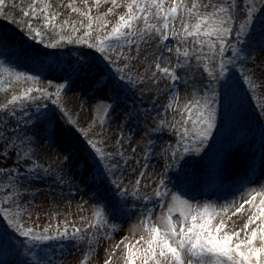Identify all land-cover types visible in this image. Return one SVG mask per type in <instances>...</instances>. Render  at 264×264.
Returning a JSON list of instances; mask_svg holds the SVG:
<instances>
[{
  "label": "rangeland",
  "instance_id": "374dc122",
  "mask_svg": "<svg viewBox=\"0 0 264 264\" xmlns=\"http://www.w3.org/2000/svg\"><path fill=\"white\" fill-rule=\"evenodd\" d=\"M240 1L237 0L239 11L233 25L234 36L230 37L236 50L230 47L232 54L228 57L225 53L224 58L231 62L225 65L223 77L218 75V58L212 59L209 67L217 73L215 80L204 71L207 63L204 57L212 53L207 45L203 52L193 51L200 46L193 44L192 38L162 41L153 34L147 43H140L138 55L135 45L130 50L124 48L125 55L136 57L124 60L122 56L117 59L115 52L101 54L85 46L60 51V55L41 54L27 40L0 30V69L9 70L0 71L6 100L13 93L23 92L24 87L40 88L48 93L25 116L27 130L23 146L30 153L31 163L23 171L8 174L10 183L6 185H11L13 193H19L14 199L27 209L20 222L36 232H42L44 227H50L51 231L57 226L63 230L65 222L69 232L73 228L87 230L82 243L70 240L37 243L21 236L4 215L7 232L10 227L13 230H10L12 235H6L0 228V264H82L89 252L88 239L93 237L95 253L87 264H104L107 253L122 238L128 237L125 243H134L139 238V233L133 236L132 230L150 210L153 220L166 213L173 193L182 195L193 205L211 203L219 208L234 198L239 199L242 191L264 185V0H252L255 11L246 30L237 36L239 22L245 19ZM186 2L190 6L192 0ZM242 2L246 8L248 0ZM50 3L63 14L60 20L69 18L70 24L88 23L85 17L71 11L70 0H50ZM118 3L121 6L106 17L110 21L107 30L126 12L124 0ZM74 6L83 11L90 8L93 17L113 7L103 0L98 7L94 0H88L87 5L83 0H75ZM170 6L172 0H167L165 7ZM150 23L161 25L163 21L153 17ZM138 27H143V21ZM173 30L182 32L180 16ZM165 45L172 51H167ZM177 48L181 54L176 52ZM185 49L190 50L187 62L182 55ZM103 55L116 62L110 63ZM157 62L162 68L175 70L179 78L173 82L159 72L155 68ZM80 64H86L89 70L76 71ZM178 64L182 67H177ZM117 68L124 71L117 72ZM198 70L203 72L199 79ZM16 72L39 80L24 84L23 79L17 81L12 75ZM245 74L251 75L260 87L252 90L245 82ZM101 78L102 86L97 84ZM59 84L66 87L59 103L54 104ZM205 95H214L216 128L199 153L184 152V145H191L192 141V137L181 135L187 115L184 106L195 99L203 102ZM187 126L191 128V122ZM81 130L88 133L87 138ZM87 139L102 141L98 146L113 153L119 141L120 150L129 158L128 164L116 157L111 163H119L120 167L114 174L109 172L105 167L109 162L94 155ZM138 178L141 184L133 196ZM161 180L169 193L163 201L155 196ZM6 194L7 189L0 192L3 200L0 206L9 208L14 215L16 206L4 201ZM99 210L103 211L107 224L89 228L90 223L96 222L95 213ZM227 222L234 229L230 220ZM123 249L121 244L115 250L112 264H122Z\"/></svg>",
  "mask_w": 264,
  "mask_h": 264
},
{
  "label": "snow or ice",
  "instance_id": "6c2138e0",
  "mask_svg": "<svg viewBox=\"0 0 264 264\" xmlns=\"http://www.w3.org/2000/svg\"><path fill=\"white\" fill-rule=\"evenodd\" d=\"M110 2L113 7L107 9L105 13L93 17L91 9L83 11L75 7V0H70L69 8L72 12L78 13L85 17L88 23L85 25L83 21L69 23V18L60 20L63 15L52 8L50 0H30L27 7L20 8V14L24 18V30L40 43H45L48 39L46 47L56 48L61 42L67 44H77L95 49L101 54L106 52H115L117 59L121 56L124 60L135 59V56L124 54V48L131 49L132 45L136 46V53L139 54L140 43H147L148 38L153 34H157L162 41H168L170 38L180 37L182 41L192 38L193 44H198L199 49L193 51H204L207 45L212 56H205L207 63L204 64V71L213 80L217 78L215 69L210 68L209 64L213 58H218V75H225L224 69L230 60H226L225 53L228 48L235 51L234 45L230 43V37L233 35V25L237 22V0H192L189 6L186 0H172V6L165 7L167 0H124L126 6L125 14L119 15L117 22L108 29L110 21L106 19L109 14H113L114 8L121 6L118 0H103ZM7 0H0V16L6 15ZM87 5L88 0H83ZM102 0H94L95 6H99ZM205 9L206 11H201ZM210 9V10H207ZM255 11L252 0H248L247 9L244 12L245 19L239 22V29L236 35L243 33L251 20L252 13ZM177 16H180L182 23V32L173 30V25ZM155 17L162 20L161 25L150 23ZM34 21H39L34 24ZM59 21V23H58ZM140 21H143V27H138ZM83 30V31H82ZM76 33H81L79 36ZM59 37V39H56ZM167 51L171 52L172 48L165 45ZM176 52L181 54V49L177 48ZM185 62L190 55V50L182 51ZM105 60L115 63L108 55H103ZM197 56V59H200ZM128 65L125 64V68ZM182 67V65H177ZM155 68L175 82L179 77L175 70L168 67H161L160 63L155 64ZM86 64H80L76 71H88ZM7 72L8 69H0ZM124 69L117 68V72ZM12 74V73H10ZM17 81L23 79L25 82H36L39 80L36 76H30L25 73L16 72L12 74ZM156 73L153 72V76ZM121 79L125 77L121 76ZM245 82L249 84L252 90L260 87L259 84L253 82L251 75L245 74ZM132 82L131 77H128ZM140 81L143 82L142 78ZM5 81L0 79V92H4L3 87ZM103 79L97 80L98 85H103ZM65 84L57 85L56 97L53 103H59V97ZM33 93H39L41 96L48 95L47 92L40 88L27 87L19 94L13 93L11 99L5 103H0V112H7L15 117L16 112L13 107L18 102L22 105L25 100L35 101L40 98ZM201 99H195L184 106V112L187 114L182 126V138L192 137L191 145H184V152L194 151L199 153L208 140L212 137L213 130L216 128V108L214 106V95H205ZM172 105L170 104L169 107ZM110 107V106H109ZM195 109V111H193ZM74 123V121H72ZM191 122V128L187 126ZM2 131V130H0ZM87 138L88 133L81 130ZM0 139H3L0 136ZM87 143L93 150L94 155L98 156L102 161H108L105 167L109 172L115 173L120 167L119 163H111L116 157H119L124 165H127L129 158L125 156V152L120 150L119 141H117L116 152H105L98 146L102 141H94L87 139ZM7 145H0V148ZM136 151L135 148L132 149ZM5 155H8L5 152ZM22 159H30V153L23 151L18 153ZM139 163V161H137ZM34 170V169H32ZM3 171V169H0ZM144 176V172L140 173V177ZM141 180L135 181L132 195L136 196L139 191ZM119 188V184H117ZM163 189V190H162ZM127 191V190H125ZM19 195L18 192L11 191V185L7 190L4 201L16 206L17 211L11 214L10 209L0 206V213L9 217V224L21 236L30 237L32 241L37 243H46L51 241L70 240L75 243L85 242L86 236L83 234L87 230L81 228H73L69 232L68 224L65 222L63 230L57 226L50 231V227H44L42 232H36L33 228H25L20 222V217L27 209L22 208L14 199ZM169 193L166 189L164 181L159 182V187L155 190V196L163 201L168 197ZM259 198V199H257ZM3 201H0V205ZM249 213L243 226L238 229H230L227 221L232 216L245 212V206ZM163 207V204H161ZM96 222L90 223L89 228H99L107 224V220L102 210L95 213ZM113 232L116 230L112 226ZM133 236L139 233V238L134 243H125L128 237L112 246V251L107 253V259L104 264H112V257L115 256V250L124 245L120 259L122 264H264V185L260 188H251L242 191L239 199H233L227 203L220 205L219 208L215 204L205 203L203 205H193L188 199H184L182 195L171 194V203L167 205V211L162 212L160 216L152 219L151 210L142 219L139 224L132 230ZM111 238V234L108 235ZM95 237L88 239L89 252L85 256L82 264H87V260L95 253L93 246Z\"/></svg>",
  "mask_w": 264,
  "mask_h": 264
},
{
  "label": "trees",
  "instance_id": "16d2710c",
  "mask_svg": "<svg viewBox=\"0 0 264 264\" xmlns=\"http://www.w3.org/2000/svg\"><path fill=\"white\" fill-rule=\"evenodd\" d=\"M242 1L243 0L240 1L242 7L241 12L244 14L245 10L247 9V5L245 8ZM28 3H30V0H7L5 6L6 15L0 16V30L10 31L15 35L27 40L41 54L53 52L56 53V55H60L62 54L60 51H71V49H74V46H82L77 44L69 45L66 42H61L60 46L56 48H49L46 47V43L50 37L45 39V43H40L39 40L36 42L37 40L33 39L24 30L23 23L21 22L24 18L20 14V8L22 6L27 7ZM33 23L38 24L39 21H34ZM76 35L79 36L80 34L76 33ZM56 39H59V37H56ZM233 40L234 39H230L231 44L233 43ZM87 49L90 48L87 47ZM230 54H232V49L228 48L227 57ZM26 83L27 82L24 84ZM23 90H25V87ZM38 95L40 98L35 101L25 100L22 105L18 102L15 106H10V110L13 107L15 108V117H12L7 112H0V130H2L0 131V136L3 137V139H0V145H7V147L0 148V169H3V171H0V192L5 189L8 190L9 185L6 184L10 183L9 181L7 182L9 177L8 174L10 172V176L16 174V172L23 171L31 163L29 159H22L18 153L26 151L25 145L23 146V142L26 140L25 138L27 130L25 116H28L29 113H32L35 106L41 103V101L45 100V95L41 96L39 93ZM47 99L49 98L47 97ZM6 101V91L0 92V103H5ZM5 152H7L8 155H5ZM0 201H3L1 195ZM6 219L7 218L4 216V214H0V228L3 229V232L5 231L6 235H12V232L10 231L13 230L12 227H10L9 232H7L8 222H5ZM24 241L26 242V240Z\"/></svg>",
  "mask_w": 264,
  "mask_h": 264
},
{
  "label": "bare ground",
  "instance_id": "6f19581e",
  "mask_svg": "<svg viewBox=\"0 0 264 264\" xmlns=\"http://www.w3.org/2000/svg\"><path fill=\"white\" fill-rule=\"evenodd\" d=\"M202 73H203L202 71L198 70V73H197L198 79L201 78ZM186 91H187V89H186ZM245 209H246L245 212L239 213V214L231 217V220L229 223H230V225H232V227L234 229H237V230L240 229L243 226L244 222L246 221L249 213L247 212V208H245Z\"/></svg>",
  "mask_w": 264,
  "mask_h": 264
}]
</instances>
